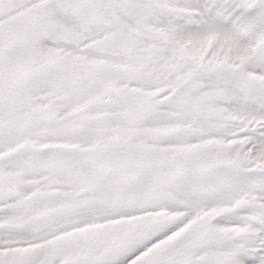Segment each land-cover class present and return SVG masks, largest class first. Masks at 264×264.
<instances>
[{"label":"snow or ice","instance_id":"snow-or-ice-1","mask_svg":"<svg viewBox=\"0 0 264 264\" xmlns=\"http://www.w3.org/2000/svg\"><path fill=\"white\" fill-rule=\"evenodd\" d=\"M0 264H264V0H0Z\"/></svg>","mask_w":264,"mask_h":264}]
</instances>
